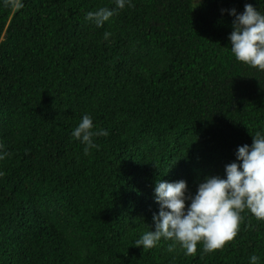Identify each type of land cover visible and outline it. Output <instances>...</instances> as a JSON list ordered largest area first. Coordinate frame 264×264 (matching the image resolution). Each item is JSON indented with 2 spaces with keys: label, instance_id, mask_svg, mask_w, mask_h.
<instances>
[{
  "label": "trees",
  "instance_id": "obj_1",
  "mask_svg": "<svg viewBox=\"0 0 264 264\" xmlns=\"http://www.w3.org/2000/svg\"><path fill=\"white\" fill-rule=\"evenodd\" d=\"M21 2L0 0V264H264L247 209L212 252L135 245L157 180L194 194L264 132V70L228 40V10L264 0H131L102 27L87 13L114 0ZM85 114L109 133L87 155L71 136Z\"/></svg>",
  "mask_w": 264,
  "mask_h": 264
},
{
  "label": "clouds",
  "instance_id": "obj_2",
  "mask_svg": "<svg viewBox=\"0 0 264 264\" xmlns=\"http://www.w3.org/2000/svg\"><path fill=\"white\" fill-rule=\"evenodd\" d=\"M200 2L192 0V9ZM114 4L111 9L101 7L88 12L86 19L102 27L117 14V10L132 6L131 0H114ZM14 6L22 7L21 0H16ZM228 15L234 17L228 36L230 51L238 61L264 70V12L246 3L242 13L238 14L233 8L228 10ZM103 36L107 40L111 33L105 31ZM108 135L107 130L97 129L93 118L87 114L71 132L72 138L85 146L86 155L99 147L94 143L96 137ZM251 137L250 146L245 144L236 149L235 161L225 166L223 177H205L194 194L183 179L174 182L157 180L154 201L159 207L158 213L152 216L153 229L135 241L136 247L151 249L163 238L179 243L185 254L196 253L201 241L204 251L212 252L236 237L240 213L245 209L258 220H264V132L257 131ZM7 155L4 145L0 144V160ZM168 251H173V245ZM258 260L259 257L253 255L250 264H258Z\"/></svg>",
  "mask_w": 264,
  "mask_h": 264
}]
</instances>
